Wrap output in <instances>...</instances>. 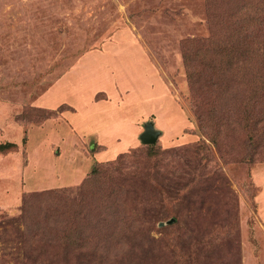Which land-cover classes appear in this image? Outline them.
Listing matches in <instances>:
<instances>
[{
    "label": "rangeland",
    "instance_id": "1",
    "mask_svg": "<svg viewBox=\"0 0 264 264\" xmlns=\"http://www.w3.org/2000/svg\"><path fill=\"white\" fill-rule=\"evenodd\" d=\"M246 1L0 0V264H264V121L204 58Z\"/></svg>",
    "mask_w": 264,
    "mask_h": 264
},
{
    "label": "trees",
    "instance_id": "2",
    "mask_svg": "<svg viewBox=\"0 0 264 264\" xmlns=\"http://www.w3.org/2000/svg\"><path fill=\"white\" fill-rule=\"evenodd\" d=\"M261 3L264 7L263 1H246L241 9L232 14L231 21L220 23L219 28L222 26L225 29L206 42L205 47L210 56H204L214 62L217 73L223 81L227 80L231 73L232 77L244 76L241 82L248 88L247 92L251 93L247 104V107H251L248 109V114H251L245 118L246 122L243 126L251 141L254 130L264 121V108L256 111L255 107V103L264 98V14L258 15L264 11V8L261 9ZM251 24L254 25L253 28L250 27ZM188 57L186 53V58ZM220 64L223 66L218 67ZM16 147L17 144L14 142L0 143L1 152ZM98 172V167L94 165L91 175H97Z\"/></svg>",
    "mask_w": 264,
    "mask_h": 264
},
{
    "label": "water",
    "instance_id": "3",
    "mask_svg": "<svg viewBox=\"0 0 264 264\" xmlns=\"http://www.w3.org/2000/svg\"><path fill=\"white\" fill-rule=\"evenodd\" d=\"M160 136V131L156 130L153 123H148L145 130L140 135V140L143 144H153Z\"/></svg>",
    "mask_w": 264,
    "mask_h": 264
}]
</instances>
